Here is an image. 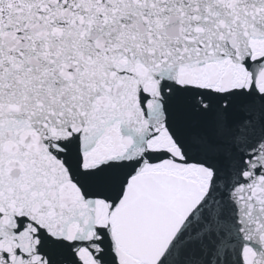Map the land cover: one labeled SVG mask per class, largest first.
Wrapping results in <instances>:
<instances>
[{"label": "snow or ice", "instance_id": "1", "mask_svg": "<svg viewBox=\"0 0 264 264\" xmlns=\"http://www.w3.org/2000/svg\"><path fill=\"white\" fill-rule=\"evenodd\" d=\"M0 264H264V0H0Z\"/></svg>", "mask_w": 264, "mask_h": 264}]
</instances>
